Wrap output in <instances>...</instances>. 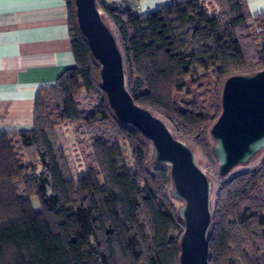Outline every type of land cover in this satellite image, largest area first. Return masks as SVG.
Segmentation results:
<instances>
[{
	"label": "trees",
	"instance_id": "trees-1",
	"mask_svg": "<svg viewBox=\"0 0 264 264\" xmlns=\"http://www.w3.org/2000/svg\"><path fill=\"white\" fill-rule=\"evenodd\" d=\"M64 1L75 65L39 90L33 129L0 135V264H180L182 202L171 194L170 167L152 163L151 143L113 116L74 0ZM95 5L134 103L204 163L208 263L264 264V157L221 176L209 136L225 79L264 68V12L252 16L245 0L173 1L144 16ZM97 113L104 116L83 123ZM63 122L86 154L77 180L52 140Z\"/></svg>",
	"mask_w": 264,
	"mask_h": 264
},
{
	"label": "water",
	"instance_id": "water-1",
	"mask_svg": "<svg viewBox=\"0 0 264 264\" xmlns=\"http://www.w3.org/2000/svg\"><path fill=\"white\" fill-rule=\"evenodd\" d=\"M79 32L99 65L100 87L120 123L137 129L151 143L152 163L169 165L171 194L182 202L184 222L180 264H209L207 230L210 226V188L206 173L188 145L174 138L169 127L148 109L135 104L126 91L122 56L112 32L101 18L95 0H74ZM220 115L209 129L218 172L225 176L264 148V68L249 76L225 79Z\"/></svg>",
	"mask_w": 264,
	"mask_h": 264
},
{
	"label": "crops",
	"instance_id": "crops-1",
	"mask_svg": "<svg viewBox=\"0 0 264 264\" xmlns=\"http://www.w3.org/2000/svg\"><path fill=\"white\" fill-rule=\"evenodd\" d=\"M138 16L183 0H104ZM252 16L264 0H245ZM75 65L64 0H0V135L33 129L39 90Z\"/></svg>",
	"mask_w": 264,
	"mask_h": 264
},
{
	"label": "rangeland",
	"instance_id": "rangeland-1",
	"mask_svg": "<svg viewBox=\"0 0 264 264\" xmlns=\"http://www.w3.org/2000/svg\"><path fill=\"white\" fill-rule=\"evenodd\" d=\"M103 116V113L86 116L84 117L83 123L85 124L91 122L95 118H102ZM78 139L79 136L76 133L75 126L69 122L61 123L54 130V134L52 136V140H55L58 154H60L62 157L61 162L63 163L64 167L70 171V176L72 177V179L74 178V180H77L84 170L83 164L86 155L81 152V149L77 142ZM263 157L264 148L252 156L251 160L247 164V167H253L257 165L263 159ZM199 166L202 171L206 173L204 163L199 162ZM244 166V164H240V166L234 167L232 171L238 172ZM32 204H34L35 208H38L37 200L35 198L32 199ZM259 219L260 225L264 229V213L260 214Z\"/></svg>",
	"mask_w": 264,
	"mask_h": 264
}]
</instances>
